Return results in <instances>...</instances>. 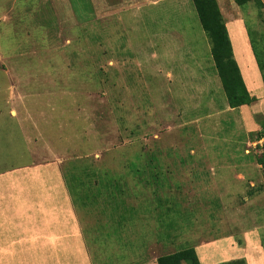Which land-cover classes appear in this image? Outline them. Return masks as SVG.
Wrapping results in <instances>:
<instances>
[{
    "label": "rangeland",
    "instance_id": "1",
    "mask_svg": "<svg viewBox=\"0 0 264 264\" xmlns=\"http://www.w3.org/2000/svg\"><path fill=\"white\" fill-rule=\"evenodd\" d=\"M217 2L225 25L241 18L235 34L246 30L264 61L256 6ZM191 7L189 0H0V235L19 234V201L32 185L53 215L64 184L91 264H157L188 246L200 264L264 260L255 145L264 138L253 139L264 128V87L253 85L260 70L253 66L252 83L243 78L256 101L230 108ZM97 29V37L80 36ZM96 51L110 68L101 84L82 65ZM101 86L106 100L88 93Z\"/></svg>",
    "mask_w": 264,
    "mask_h": 264
},
{
    "label": "crops",
    "instance_id": "2",
    "mask_svg": "<svg viewBox=\"0 0 264 264\" xmlns=\"http://www.w3.org/2000/svg\"><path fill=\"white\" fill-rule=\"evenodd\" d=\"M228 21L230 23L228 25L226 23V26L231 40L233 56H235L244 78L247 71L250 73L254 71L253 66L257 65V63L248 37H246V30L239 36L235 34L233 29V27H236L240 31L243 30L244 23L241 18L233 16ZM246 67L248 69H244ZM245 84L250 94L254 95L248 84L246 82ZM253 85L261 93L263 92L262 81L260 83L256 81ZM260 95L261 98L259 100L264 99V93ZM51 171L61 174L57 167ZM54 184L53 186H48L53 188L59 186L57 182ZM63 188L65 192L57 193V195H61L60 197L53 196L52 202L55 210L53 215H49L46 212L45 201L38 198L40 186L32 185L29 188V197H24L19 201L22 204L20 207H24L21 210L23 213L20 217L19 234L11 233L13 230H10L11 232L5 231L0 235L5 239L4 246L0 245V264H91L86 253L85 243L78 226L73 204L64 184ZM36 189H38L37 193H35ZM0 196L4 197L1 191ZM5 201L0 200V207ZM9 201H12L10 208L17 207L13 206L16 201ZM29 206H31V213L26 208ZM36 206L40 207L38 215L34 214V207ZM63 228L64 230L62 231ZM258 264H264V260Z\"/></svg>",
    "mask_w": 264,
    "mask_h": 264
},
{
    "label": "trees",
    "instance_id": "3",
    "mask_svg": "<svg viewBox=\"0 0 264 264\" xmlns=\"http://www.w3.org/2000/svg\"><path fill=\"white\" fill-rule=\"evenodd\" d=\"M189 1H191L192 3L191 8L192 10L193 9L195 10L197 14V18L204 31L205 38L202 40L204 45L206 44V39L208 40L207 42L208 48H209L208 53H210L211 55V58L213 60V66L215 68L214 70L212 66V71L216 72L215 74H217L220 80V84H221L222 90L225 95L226 104L230 108H239L244 105L252 104L253 102L256 101V97L251 95L250 92L248 91L246 84L243 80L240 68L234 59L231 41H230L228 31L225 25L223 14L219 8L217 0H189ZM233 1L237 5L242 6V7L246 5L247 3L254 4L257 10L259 11V16L261 18V21L264 24V2L263 0H233ZM72 6L73 4L71 3V7ZM77 17L79 19V16ZM100 30L102 32L104 28H100ZM87 33L89 34V36L86 35ZM80 36L84 40L90 37H97L99 36L98 29H97V33L95 34L83 31L80 34ZM97 40H98L97 43H99V46H100L103 41L100 40L99 37ZM252 50H254V48ZM253 53H254L256 63L258 64V67L260 70V74H261L262 81H263V87H264V80H263L264 79V61H261L262 59H260V57L255 52V50ZM90 54H91L90 57L87 58L89 62L84 63L82 65L88 68L89 71H92V70L96 71V73L91 74V76L94 78L95 77L97 78L96 82L98 84L109 81L110 80L108 76L110 73V71L108 70L109 67L106 68V70L104 69L102 61L99 60L98 51H96L95 54H92V53ZM112 76L113 78L118 77V81L115 82V84L117 83L118 85V82H121L119 74L115 72V75H112ZM94 90L95 91H89L88 93L91 95L96 94V96L98 95L97 97L99 98L104 97L103 87H102L101 93L98 92L96 88H94ZM96 96L94 98H96ZM103 99H105V97ZM261 138H264V128L258 130L253 136L254 140H258ZM255 145L259 147V153H258V156L256 157V161L258 164L261 165V172H262L263 179H264V143L263 144L256 143ZM143 153L146 154L148 153V151H145ZM138 155L140 157L139 153ZM148 162L150 163V160L144 162L145 165L142 166L144 170L145 168L148 169V166H149ZM60 173H62L61 169H60ZM260 187L264 188V181L262 185H260ZM249 191H251V189ZM170 203L173 205L174 202L170 201ZM116 209H119L121 211L120 206ZM178 248L177 250L173 252H169V253L158 256L156 259L157 264H200V261L197 255L198 253L196 252L194 246H188L184 248L178 247ZM215 264H247V262L244 258L241 257V258L228 260L224 262H218Z\"/></svg>",
    "mask_w": 264,
    "mask_h": 264
},
{
    "label": "bare ground",
    "instance_id": "4",
    "mask_svg": "<svg viewBox=\"0 0 264 264\" xmlns=\"http://www.w3.org/2000/svg\"><path fill=\"white\" fill-rule=\"evenodd\" d=\"M246 76H248L247 78H248V80L252 83V81L255 79V81L257 80L256 78V75H255V72L254 71H251V73L250 72H246Z\"/></svg>",
    "mask_w": 264,
    "mask_h": 264
},
{
    "label": "clouds",
    "instance_id": "5",
    "mask_svg": "<svg viewBox=\"0 0 264 264\" xmlns=\"http://www.w3.org/2000/svg\"><path fill=\"white\" fill-rule=\"evenodd\" d=\"M248 39H249V37H248ZM232 46V45H231ZM251 46V45H250ZM251 49H252V47H251ZM233 51V50H232ZM252 52H253V50H252ZM253 55H254V53H253ZM255 58V57H254ZM239 66V65H238ZM262 139V138H261ZM259 141V139L258 140H256V142H258ZM260 144H263V143H260Z\"/></svg>",
    "mask_w": 264,
    "mask_h": 264
},
{
    "label": "built area",
    "instance_id": "6",
    "mask_svg": "<svg viewBox=\"0 0 264 264\" xmlns=\"http://www.w3.org/2000/svg\"><path fill=\"white\" fill-rule=\"evenodd\" d=\"M263 139V138H262Z\"/></svg>",
    "mask_w": 264,
    "mask_h": 264
}]
</instances>
